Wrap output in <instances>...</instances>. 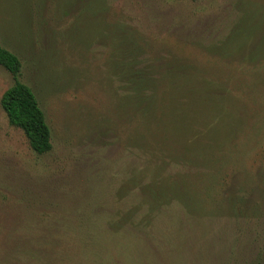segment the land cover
<instances>
[{"label":"rangeland","instance_id":"374dc122","mask_svg":"<svg viewBox=\"0 0 264 264\" xmlns=\"http://www.w3.org/2000/svg\"><path fill=\"white\" fill-rule=\"evenodd\" d=\"M0 46L51 142L0 102V264H264V0H0Z\"/></svg>","mask_w":264,"mask_h":264},{"label":"trees","instance_id":"16d2710c","mask_svg":"<svg viewBox=\"0 0 264 264\" xmlns=\"http://www.w3.org/2000/svg\"><path fill=\"white\" fill-rule=\"evenodd\" d=\"M0 65L8 70L14 78L13 84L8 87L0 98L8 121L20 127L27 138L32 150L42 153L51 148L50 130L44 121L43 113L39 109L33 93L17 79L19 68L18 58L9 50L0 46ZM136 85L135 98L146 97V88L142 83ZM149 99H146V101Z\"/></svg>","mask_w":264,"mask_h":264}]
</instances>
